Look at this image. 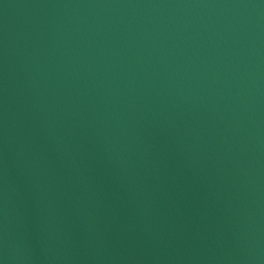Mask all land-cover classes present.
<instances>
[{"label":"water","instance_id":"95a60500","mask_svg":"<svg viewBox=\"0 0 264 264\" xmlns=\"http://www.w3.org/2000/svg\"><path fill=\"white\" fill-rule=\"evenodd\" d=\"M0 264H264V0H0Z\"/></svg>","mask_w":264,"mask_h":264}]
</instances>
